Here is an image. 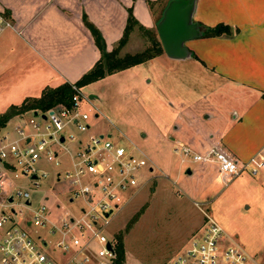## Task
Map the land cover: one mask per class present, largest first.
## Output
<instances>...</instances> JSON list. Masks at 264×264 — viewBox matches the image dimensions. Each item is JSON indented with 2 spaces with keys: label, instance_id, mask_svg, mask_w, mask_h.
Instances as JSON below:
<instances>
[{
  "label": "crops",
  "instance_id": "obj_1",
  "mask_svg": "<svg viewBox=\"0 0 264 264\" xmlns=\"http://www.w3.org/2000/svg\"><path fill=\"white\" fill-rule=\"evenodd\" d=\"M116 6L120 8L124 26L129 17L127 10L133 7L140 27L145 32L156 33L160 40L157 26L166 6L158 16L147 0H0V100L5 102L4 110L21 106L28 99L41 98L47 88L75 84L87 74L101 59V52L83 22V15L87 14L107 40L102 24L113 19L112 9L116 11ZM100 12L104 13L103 23ZM194 22L199 25L202 37L188 42L191 58L172 60L164 53L163 59L167 61L156 63L162 56L156 57L114 74L137 71L142 86L146 81L149 86L148 94L139 97L146 124L135 127L143 139L152 138L160 152L168 155H176V149L181 146H189L196 153L220 146L238 160L250 158L264 146V139L257 146V143L233 142L227 135L230 128L238 125L252 128L257 124L256 119L264 116V0H198ZM219 24L230 26L233 34L203 37L205 28ZM123 31L111 33L106 43L109 52L116 48ZM126 54L128 50L122 55ZM144 65L152 68V79L148 73L141 77ZM107 78L90 86L99 85ZM89 97L91 102L99 99L96 95ZM94 119L98 120L99 115ZM121 119L119 116L118 122ZM91 125L94 128L92 122ZM93 128V134L113 139L111 133L97 134ZM125 129L122 134L129 142H140L134 138V129ZM150 154H146L151 164L147 176L153 175L154 166L176 174L179 179L185 171L187 178L206 182L197 189L187 184L188 193L209 200L215 170L220 177L218 166L184 163L181 159L176 169L164 165L154 152Z\"/></svg>",
  "mask_w": 264,
  "mask_h": 264
},
{
  "label": "built area",
  "instance_id": "obj_2",
  "mask_svg": "<svg viewBox=\"0 0 264 264\" xmlns=\"http://www.w3.org/2000/svg\"><path fill=\"white\" fill-rule=\"evenodd\" d=\"M75 90L71 107L31 111L29 122L25 114L13 131L0 132V264H115L116 247L105 230L115 212L114 218L152 180L147 176L151 164L142 153L129 152L110 137L92 133V116L83 110V103L90 101L80 88ZM176 152L184 163L218 166L227 186L244 173L258 176L264 171V146L245 164L220 146L204 153L181 146ZM63 154L71 167L54 174L43 167L47 162L60 168ZM10 175L29 179L35 190L44 182L67 186V201L84 203L81 219L66 215L52 220L49 194L34 205L33 190H8ZM56 204L54 208L61 209ZM205 215V232H198L170 264H252L243 249L225 245L226 231ZM30 228L57 235L53 249L40 234L27 231Z\"/></svg>",
  "mask_w": 264,
  "mask_h": 264
},
{
  "label": "rangeland",
  "instance_id": "obj_3",
  "mask_svg": "<svg viewBox=\"0 0 264 264\" xmlns=\"http://www.w3.org/2000/svg\"><path fill=\"white\" fill-rule=\"evenodd\" d=\"M167 1L159 0L152 3L147 0V3L152 12L159 16L163 12ZM106 7L111 6L107 5ZM116 8V11L112 9L113 19L105 20L104 23V13L100 12L98 14L102 17V25L104 33L108 35V41L111 39V33H114L115 30L117 32L118 29L119 31H125L126 25L124 26V23L120 21L122 13L119 7L116 6ZM143 9L147 11L148 7L143 4ZM137 27L134 28L129 37V47L123 49L121 55L123 52L127 53V50L129 54H134L152 48L150 32H145V29L140 26L139 30ZM124 31L121 37H123ZM104 39L107 43L105 36ZM187 46H189L188 43ZM163 58V56L158 58L156 63L167 61ZM142 68H144V71L141 77L144 73H148V78L152 79V68L145 65ZM183 69L185 71L189 70ZM177 71L179 70L177 69ZM139 77L137 71H129L114 76L111 75L109 78L106 77L107 79L99 85H88L81 88L82 93L90 101L83 103V110L91 114L93 118L91 122L94 125V128L93 126L92 128L97 134L109 135L108 133H111L113 135L112 140L118 143L119 146L126 148L127 151L134 153L139 151L140 153L143 152L142 154L148 153L149 155L154 152L157 157L164 161V165H170L178 169L181 160L179 154L168 155L165 152H160V149L156 147V142L152 138L150 140L143 139L139 129L135 127V125L146 124V119L140 109L139 97L146 93L147 88H149L147 81L142 86ZM147 94L148 92L145 95ZM90 95H96L99 99L91 102L93 100L90 99ZM95 106L101 111V114ZM4 107L5 102L0 100V113L8 111L9 108L4 110ZM96 114L99 115L98 120L94 119ZM118 115L122 117L119 122ZM31 118V114L27 113L25 121L29 122ZM19 123H21V119L15 116L8 122V128L5 131L1 130V133L13 131ZM256 123L258 125L254 123L252 128H245L244 125L230 128L227 139L237 143L251 142L257 143V146L260 145L264 139V127L260 129L259 127L264 125V116H259ZM125 127L135 130L136 136L134 138L136 141L138 138L140 141H137L138 144L129 142L122 134L125 133ZM147 145L149 148H147ZM146 154H144L145 157ZM255 154L250 158H242L239 161L244 164L248 163ZM61 158L63 165L60 168H56L53 164L47 162L43 164V167L52 174L57 169L64 170L65 166L71 167L70 159L66 154H63ZM147 159L149 160V157ZM0 169L3 171L1 164ZM153 169V175L149 174L148 176L154 179L150 181L147 188L131 204H128L116 218H114L115 212L112 216L111 225L105 230L113 240L114 245H117L118 239L123 237L125 251L123 264H170L187 248L191 239L198 232H205L207 222L205 214L216 220L226 231V246L243 249L252 264H264V171L258 176L244 173L239 180L235 183L231 182L227 187L220 174V177H217L218 173L215 170L212 177V182H215L208 200L205 196H191L188 193L189 188L187 185L189 184L192 189H197L206 182L187 178L185 171H183L182 178L179 179L176 174L167 173L164 169L155 166ZM144 173L147 174L146 171ZM8 177V190H33L32 201L34 205H38L44 199L45 194H49L51 202L48 206L52 208V220H57L58 217L66 215L73 216L78 220L81 219L80 209L84 203L82 201L69 203L65 195L67 186H55L49 182H44L40 189L35 190L29 179H15L11 175ZM183 178H185L184 182ZM16 201L20 202L19 199ZM56 203L60 204L61 209L56 210L54 208ZM27 231L38 233L44 237L50 244V250L58 241V236L50 235L47 230L30 228Z\"/></svg>",
  "mask_w": 264,
  "mask_h": 264
},
{
  "label": "trees",
  "instance_id": "obj_4",
  "mask_svg": "<svg viewBox=\"0 0 264 264\" xmlns=\"http://www.w3.org/2000/svg\"><path fill=\"white\" fill-rule=\"evenodd\" d=\"M136 1V0H134ZM167 7V6H166ZM129 17L127 26L125 28L122 39L119 41L116 48L109 52L107 50L106 41L101 31L89 20L87 14L83 15V22L86 28L91 32L96 46L101 52V59L95 64V66L85 74L75 84L66 83L57 88H47L41 98L28 99L21 106L11 107L5 114L0 115V132L6 128L8 122L15 116L22 117L23 115L31 111H43L46 112L56 106L65 105L71 107L73 104V98L77 94L76 88H83L100 80L105 79L108 76L116 73L131 69L138 65L144 64L157 56L164 54L161 41L157 38V34L150 32L152 48L145 50L144 52L137 54L121 55L123 49L127 46L129 37L136 26H140L138 20L134 15V8L128 9ZM144 29L143 27H141ZM233 34V30L230 26L219 24L212 28H205L204 38H216L223 35L230 36ZM131 228V226H130ZM116 247V260L115 264H123L125 259V251L123 244V237L118 239Z\"/></svg>",
  "mask_w": 264,
  "mask_h": 264
},
{
  "label": "water",
  "instance_id": "obj_5",
  "mask_svg": "<svg viewBox=\"0 0 264 264\" xmlns=\"http://www.w3.org/2000/svg\"><path fill=\"white\" fill-rule=\"evenodd\" d=\"M197 2L198 0H171L157 26L164 52L172 60L191 58L187 43L202 37L199 25L194 22ZM108 247L112 249L111 244Z\"/></svg>",
  "mask_w": 264,
  "mask_h": 264
}]
</instances>
